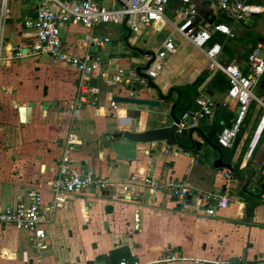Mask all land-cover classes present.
<instances>
[{"label": "crops", "instance_id": "1", "mask_svg": "<svg viewBox=\"0 0 264 264\" xmlns=\"http://www.w3.org/2000/svg\"><path fill=\"white\" fill-rule=\"evenodd\" d=\"M115 4L119 5L111 0L110 7ZM250 4L259 8V13L239 23L225 19L215 5L196 4L198 26L208 28L216 22L230 27L232 37L213 33L209 45H222V62L234 61L243 70L251 50L264 41V0H250ZM36 8L31 0H0V208L14 205L25 199L29 190L38 189L43 196L41 225L47 247L36 251L30 246L28 233L0 225V264H118L123 256L136 264H264V186L257 191V184L264 182V141L256 148L263 129L259 128L261 110L255 103L234 145L222 149L221 154L206 144H202L205 151L202 147L199 151L183 150L165 142L133 143L112 136L173 124L170 109L179 102L175 92L154 110L156 115L141 112L137 117L130 106L119 103L118 111L109 107L114 97H131L130 87L146 83L135 75V68L150 59L146 53L155 56L153 66L158 69L151 81L162 95L175 87L195 85L204 77L199 96L210 97L215 108L197 128L209 127L217 138L237 116L238 106L227 99V89H208L214 75L207 71L203 50L177 33L178 3H169L162 19L136 33L122 26L87 30L71 23L60 27L67 53L77 57L96 54L109 73L118 68L129 73L116 86L98 83V103L80 110L72 105L75 69L48 56L29 55L33 31L23 23L35 16ZM170 37L175 40L176 52L157 59L162 43ZM19 51L24 54L21 58L17 57ZM255 91L264 94V77ZM29 102H35L36 107L29 115L21 113ZM124 117V121L119 120ZM70 134L75 143L71 168L76 171L114 182L135 174L155 181H184L191 193L222 192L230 197V204L210 217L203 210L182 209L162 192L125 191L116 186L101 191L89 187L68 196L65 206L52 209L47 182L57 174ZM189 134L175 133L188 146ZM210 156L221 157L234 171L237 164V177L215 168ZM242 191L249 194L244 195L248 199L244 200ZM257 195L260 200H256ZM247 206H253L251 217L247 216ZM166 256L174 260L166 261Z\"/></svg>", "mask_w": 264, "mask_h": 264}, {"label": "built area", "instance_id": "2", "mask_svg": "<svg viewBox=\"0 0 264 264\" xmlns=\"http://www.w3.org/2000/svg\"><path fill=\"white\" fill-rule=\"evenodd\" d=\"M31 1L37 7L35 16L23 23L24 27L33 31L34 40L30 46L29 55L32 57L48 56L75 69L77 83L72 105L76 109L95 106L100 94L98 83L108 86L122 83L125 69L118 68L115 72L109 73L103 68L101 57L96 54L87 53L83 57H77L67 53L61 40L60 27L71 23L78 24L87 30L122 26L136 33L141 27L150 26L162 19L169 3L177 2L176 18L180 22L177 33L194 48L203 50L207 60V71L210 75L220 73L225 77L227 99L238 106L235 120L217 136V145L221 149H230L234 145L252 103H255L261 110L259 128L264 129V94H257L255 91L264 77V41L251 50L245 70H243L234 61L222 62V45L217 43L209 45L213 33L232 37L230 27L216 22L208 28L196 24V4L198 3L215 5L225 19L239 23L250 15L259 13L257 7L249 3L250 0H120L117 8L104 6L94 0ZM92 43L96 46L100 45L97 40H93ZM175 52V40L170 37L162 43L156 58L165 59ZM23 56L21 51L17 53L18 58ZM151 65L146 71L150 79L154 78L155 70L158 69L153 66V63ZM196 106V110L185 112L178 124H175L176 135L195 130L204 117L212 114L215 104L210 97L201 95L196 99ZM109 107L113 111L119 110L116 102H110ZM125 119V117L119 118L121 121ZM73 138V134L68 136L58 162L57 174L47 182L48 190L53 196L52 209L65 206L68 196L79 194L89 187L101 191L116 186H121L125 191L148 189L153 194L162 192L182 209L203 210L210 217L230 204L231 199L227 194L197 190L191 193L190 186L184 181L171 179L164 182L155 181L135 174L128 179L114 182L107 178H95L89 172L76 171L71 168V155L75 145ZM261 174L264 177V165ZM225 176L229 177V173L226 172ZM42 204L41 192L38 189H31L26 193L25 199H19L14 205L0 208V225L28 233L30 246L36 251H42L47 247L46 231L41 225ZM165 260L172 261L174 257L166 256ZM118 264L136 263L123 258Z\"/></svg>", "mask_w": 264, "mask_h": 264}, {"label": "water", "instance_id": "3", "mask_svg": "<svg viewBox=\"0 0 264 264\" xmlns=\"http://www.w3.org/2000/svg\"><path fill=\"white\" fill-rule=\"evenodd\" d=\"M120 2V0H115ZM129 1V0H126ZM21 21V20H20ZM19 21V22H20ZM9 22V21H7ZM147 57L150 59L144 65H138L135 68V75L139 79L146 80L145 84H141L138 86L130 87L131 88V97H114L113 101L119 104L128 105L132 108V110L137 112V117H140L141 112H149L152 115H156L155 109H160L161 104L166 99H169L172 95L173 89H171L167 95H162L160 91L156 88V86L152 83L151 79L146 75V71L149 69L150 65L154 62L155 56L153 53H146ZM129 73L125 74V77H128ZM208 95L212 96L211 92H207ZM150 96V97H149ZM177 105V102L171 106L170 109V117L173 121V124L169 127L156 128V129H148L142 132H132V131H123L118 133H112L113 139L122 138L127 141L133 143H160L165 142V144L169 147L176 146L183 150H200L202 144H206L209 148L215 150L219 154H221L222 149L217 145L216 139V131L210 129L209 127H205L203 129L196 128L195 130L190 131L188 142L189 146L182 142L176 135V125L179 122V119L174 116V109ZM36 107L35 102H29L26 107L21 108V113L24 112L27 115L30 114L32 109ZM47 108V107H45ZM130 119V118H128ZM194 138H200L201 141H196ZM257 138L253 139V142ZM237 143L233 147L231 154L234 152ZM221 156V155H220ZM209 161L213 164L215 168H223L226 169L229 173H232L237 177L233 167L229 164H225L222 162V158H215V156H210ZM236 260V259H233ZM250 264H256V262H252Z\"/></svg>", "mask_w": 264, "mask_h": 264}, {"label": "trees", "instance_id": "4", "mask_svg": "<svg viewBox=\"0 0 264 264\" xmlns=\"http://www.w3.org/2000/svg\"><path fill=\"white\" fill-rule=\"evenodd\" d=\"M94 1L101 4L102 0H94ZM212 44L213 43H211V45ZM203 78L204 77H200L195 85L179 86V87H175L174 88V90L172 92V95L175 92L177 94L176 96L179 97V102L176 105V108L174 110V114H175L176 117L180 118L185 112L192 111V110L196 109V99L199 97L198 88L204 82ZM208 89L210 91L216 90L217 92L226 91V89H227V81L225 80V77L222 74H220V73L215 74L211 78V80L209 82ZM263 141H264V129H263V131L261 133V137L259 139V142H258V145L256 146V148L259 147V145ZM246 144H247V142H246ZM235 171H236V173H238V165L237 164L235 166ZM261 178H263V177H261ZM262 186H264V182H261L260 184H257V191H260V187H262ZM240 194L242 195L244 200L248 199L247 196H249V194H247L246 191H242ZM244 195H247L246 198H245ZM255 198H256V200H260L259 199L260 196H258V195ZM252 207L253 206H250V207L247 206V208H246V213H247L248 217H251L252 214H253L252 213V211H253ZM123 258H125V259H127L129 261L132 260L129 257L123 256V257H119V261L122 260Z\"/></svg>", "mask_w": 264, "mask_h": 264}, {"label": "rangeland", "instance_id": "5", "mask_svg": "<svg viewBox=\"0 0 264 264\" xmlns=\"http://www.w3.org/2000/svg\"><path fill=\"white\" fill-rule=\"evenodd\" d=\"M110 3H111V0H102L101 1V4L104 5V6H109L110 7ZM250 3V1H249ZM116 8L119 7L118 4H115L114 5ZM114 27H118V26H114ZM202 151H205V147H202Z\"/></svg>", "mask_w": 264, "mask_h": 264}, {"label": "bare ground", "instance_id": "6", "mask_svg": "<svg viewBox=\"0 0 264 264\" xmlns=\"http://www.w3.org/2000/svg\"><path fill=\"white\" fill-rule=\"evenodd\" d=\"M257 10H258V11H260V9H259V8H257Z\"/></svg>", "mask_w": 264, "mask_h": 264}]
</instances>
